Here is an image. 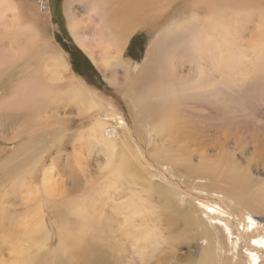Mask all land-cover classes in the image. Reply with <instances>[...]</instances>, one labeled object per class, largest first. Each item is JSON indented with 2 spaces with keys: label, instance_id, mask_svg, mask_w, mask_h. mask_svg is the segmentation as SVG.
Returning <instances> with one entry per match:
<instances>
[{
  "label": "rangeland",
  "instance_id": "374dc122",
  "mask_svg": "<svg viewBox=\"0 0 264 264\" xmlns=\"http://www.w3.org/2000/svg\"><path fill=\"white\" fill-rule=\"evenodd\" d=\"M4 1L0 107L3 99L14 97L12 89L23 77L22 63L28 69L43 63L29 56L39 49H62L71 67L69 74L80 77L89 93L104 98L124 119L132 148L139 149L140 162L132 179L130 174L118 177L114 173L117 157L90 135L101 111L91 108L78 112L81 108L66 100L69 75L60 71L54 81L52 73L44 74L55 83L52 92L58 97L56 101L32 104L31 109L0 108V264H17L13 249L19 247L26 249L24 257L30 255L33 264L196 262L209 241L203 238L202 228L189 223L188 217L194 214L200 223L208 225V221L192 198L223 196L238 209L225 188L224 169L230 165L237 166V172L249 179L251 191L259 190L264 197V41L250 36L252 31L257 33L260 18L264 19V0L239 1L234 6L233 83L214 88L204 85L210 94L215 93L213 89L222 92L211 103L178 104L176 125L180 129L173 137L145 131L125 101V91L107 83L72 40L64 11L66 0ZM184 1L178 0L173 13L172 9L168 11L171 18ZM248 7L263 10L242 11ZM75 10L78 20L88 24L84 9L76 6ZM185 15L190 16L189 10ZM14 19L34 27L42 46L29 52L28 41L12 38L6 23ZM73 19L76 21V16ZM158 31L137 28L121 57L139 68ZM83 39H91L90 34ZM17 55L21 62L12 61ZM111 73L124 82L122 69ZM224 97L228 101L224 102ZM184 124L194 126L196 131L184 134ZM112 129H105V135L114 133ZM157 151L158 156L152 155ZM204 156L222 165L215 169V179L200 172L198 165ZM168 157L182 158L184 163ZM45 175L50 176L47 182ZM247 194L249 197L250 192ZM78 205L84 208L80 215L76 213ZM254 218L264 225V214H255ZM125 219L129 220L126 225ZM134 231L150 238L138 237Z\"/></svg>",
  "mask_w": 264,
  "mask_h": 264
},
{
  "label": "bare ground",
  "instance_id": "6f19581e",
  "mask_svg": "<svg viewBox=\"0 0 264 264\" xmlns=\"http://www.w3.org/2000/svg\"><path fill=\"white\" fill-rule=\"evenodd\" d=\"M69 1L71 5L78 2L83 6L89 22L86 25L78 21V18L74 21L73 18L77 16L75 8L66 1L64 11L72 39L105 76L107 83L125 91V101L134 109V115L143 125V129L145 131L150 129L151 135L162 137L176 135L180 129L176 125L179 116L177 107L180 106L178 104L193 102L196 106H201L200 104L204 102L211 103L219 98L222 93L220 89H213L212 92L215 93L210 94L205 91L204 85L208 84L210 88H214L233 83L231 59L235 54L231 41L237 28L234 19V11L237 8L234 6L239 1L246 0H185L182 6L179 8L177 6L172 18L168 11L178 0ZM4 3V0H0L1 21L5 18L2 17L1 8ZM6 5H9L8 2ZM186 10H189L190 16L185 15ZM251 10L259 12L263 9L248 7L242 11ZM259 22L257 33L254 34L252 31L250 36L255 41H264V19L260 18ZM6 24V30L12 31L11 37L18 40L17 42L28 41L29 52L42 46L34 27L19 24L16 19ZM137 28L159 29L149 43L139 68L121 57L123 52L127 51L132 34ZM86 33L90 34L91 39L88 41L83 39ZM55 50L43 52L39 49L29 56V59L34 56L43 61L36 69H28L27 64L22 63L23 77L19 84H15V89H12L16 96L14 92L11 93L14 97L3 99L0 108L2 111L31 109L29 106L32 104H41L45 100L46 103L56 101L58 97L52 92L55 83L45 78L44 74L52 73V78L56 81L57 77H60L58 72L63 71V74L69 75L66 79L68 83L66 100L80 107L82 110L78 109V112L81 113L91 108L101 111L90 128V135L100 142L112 157H117L114 173L118 177L130 174L132 179L131 174L137 171L139 155L136 150L139 149L132 148L124 119L106 103L104 98L100 99L89 93L80 77L69 74L71 67L65 59L66 55L62 49ZM16 60L21 62L22 58L17 55L12 61ZM183 60L185 62H182ZM184 63L189 65L186 66ZM116 69H122L124 82L117 80L111 73ZM225 100L226 98L224 102ZM96 104H100L101 109ZM41 108L38 109V114ZM193 127L188 124L181 126L184 134L196 131L192 129ZM105 129H112L114 133L109 131L113 135L111 132L105 135ZM159 152L152 155L158 156ZM168 160L184 163L182 158L168 157ZM200 161L202 162L198 165L200 172L215 179L213 178L215 169L222 165L211 162L206 156L201 157ZM237 170L240 171L235 165L224 169V182L227 195L236 203L238 209L223 196L217 199L196 195L191 199L201 207L208 225L202 221L200 223L194 214L188 217L189 223L202 228L201 234L209 244L201 248L199 261L186 264H222L223 261L224 264H264V225L254 218L255 214H264V197L259 190L251 191L249 179L239 174ZM44 180L49 181L50 176L45 175ZM248 192L250 196L246 197ZM47 193L45 191V194ZM78 207L80 208L76 213L80 215L84 208L79 205ZM128 221L125 219L124 224L126 225ZM134 232H137L138 237L150 238V235L144 232ZM13 251L16 253L17 264H33L30 255L24 257L27 253L25 248L19 247Z\"/></svg>",
  "mask_w": 264,
  "mask_h": 264
},
{
  "label": "crops",
  "instance_id": "0c3cea01",
  "mask_svg": "<svg viewBox=\"0 0 264 264\" xmlns=\"http://www.w3.org/2000/svg\"><path fill=\"white\" fill-rule=\"evenodd\" d=\"M67 1V4L68 5H71V2L69 1V0H66ZM66 3V2H65ZM71 6H74V8L76 9V6H81L82 8H83V6L82 5H80L78 2H73L72 3V5ZM84 9V8H83ZM85 11V10H84ZM86 13V12H85ZM75 15H76V10H75ZM88 15H87V13H86V17H87ZM76 18H78L77 16H76ZM79 21V20H78ZM81 23H83V22H81ZM84 24H86V23H84ZM87 25V24H86ZM73 40V39H72ZM128 47V46H127ZM126 47V48H127Z\"/></svg>",
  "mask_w": 264,
  "mask_h": 264
}]
</instances>
